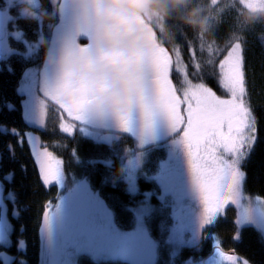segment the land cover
<instances>
[{"label":"trees","instance_id":"16d2710c","mask_svg":"<svg viewBox=\"0 0 264 264\" xmlns=\"http://www.w3.org/2000/svg\"><path fill=\"white\" fill-rule=\"evenodd\" d=\"M200 3L208 6L207 18L215 26L210 34L203 37L206 43L214 44L216 51L213 55L210 56L206 47L201 50L199 36L182 23L187 7L174 11L166 25L176 33V45L180 47L181 58L187 65L188 77L204 82L221 94L218 65L227 54L233 27L245 28L237 14L242 6L238 3L232 5V0H221L219 7L225 10L220 13L213 9L210 0H193L189 7ZM25 6L36 12L43 11L49 18L39 22L20 16L18 9ZM59 9L60 5L53 0H36L32 5L26 4L25 0H12L8 7V20L2 29L5 33L16 26L24 35L21 42L10 39L9 47L14 50L0 67V125L5 126L0 127V183L4 192L15 194L17 214L9 212L13 240L24 241L22 248L20 245L16 248L0 245V248L16 255L12 264H39L47 205L80 180H85L87 192L93 193L97 201L103 203L107 215L113 219V225L102 224L95 203L88 200L81 202L82 209L73 208L72 222L64 223L63 230L68 226L71 232L67 238L68 246L78 255L79 264H183L188 258L199 260L215 252L217 244L212 237L218 238L219 248L226 255L235 254L249 260L250 264H264V243L260 242L252 227L242 229L238 242L233 239L237 231L235 221L238 211L234 206H229L226 216L218 218L214 226L199 230L207 239L197 237L198 217L202 209L191 186L187 158L180 145H169L167 142L176 133L160 141H150L129 130L109 126L112 130L119 128L117 136L110 142L98 141L78 131L68 136L59 130L58 119H54L48 128L38 129V147L41 151L46 147L62 161V172L56 183L44 184L31 145L25 139L21 147L17 144L18 137L10 130L17 129L23 136L26 130L33 128L24 118L23 93L19 90V83L27 66L41 65L44 71L45 49L40 46V38L52 41L53 31L61 20ZM217 20L221 21L218 25ZM262 37L264 24H258L243 34L246 88L258 118L259 140L242 167L246 173L244 192L264 199ZM25 40L37 46L33 56L25 55ZM80 42L83 43V40ZM189 42L201 63L198 74L193 68ZM165 47L175 61L173 46ZM173 67L175 63L170 69V77L179 90L183 82ZM139 139L147 144L140 146ZM8 145L13 146L14 157L8 151ZM9 172L13 173L10 182L3 179ZM140 205L147 207L142 217L136 212V207ZM62 213L65 214L63 208ZM61 232L60 226V237ZM133 234H140L143 241L135 238V248H130L133 243L130 235ZM127 237L130 238L127 240ZM224 264L231 262L226 259Z\"/></svg>","mask_w":264,"mask_h":264},{"label":"snow or ice","instance_id":"6c2138e0","mask_svg":"<svg viewBox=\"0 0 264 264\" xmlns=\"http://www.w3.org/2000/svg\"><path fill=\"white\" fill-rule=\"evenodd\" d=\"M32 5L36 0H25ZM214 10L224 12L219 7L221 0H210ZM239 4L242 7L254 8L264 6V0H232V5ZM26 7V6H25ZM63 16V34L75 40L79 35L73 30L71 17L62 7L59 9ZM239 9L237 10L238 14ZM254 28L237 29L233 27L227 54L218 65V83L227 98L221 97L204 82L193 83L188 78L187 65L181 58V50L178 45L173 46L175 61H173L166 47H155L147 54L138 56L137 63L143 68L152 88V94L147 97H138L128 107L127 112L119 119V127L130 130L133 118L138 121L142 137L151 134L157 118H162L170 134L182 130V136L174 143L181 146L188 165L191 186L201 205V213L198 217L197 237H202L201 231L207 226H214L220 217L226 216L229 206H234L237 211L235 221L237 231L233 239L239 241L241 231L245 227H252L258 235L261 243H264V199L256 197L255 202L244 193L246 173L242 165L249 159L259 140L258 118L248 99L244 73V40L243 34ZM204 36L201 40V50L205 47L210 56L216 51L214 44L206 43ZM264 39V37H262ZM190 55L195 73L201 71V63L198 61L195 50L189 42ZM175 63L176 70L183 74V86L177 89L169 78L170 69ZM211 64L212 60L209 59ZM40 92L46 99L38 98L34 123L41 128L45 127V117L48 104L46 100L54 98L57 94L70 97V103L60 106L67 114L69 123L61 122L59 130L72 136L77 129V123L81 125L90 109L85 107L86 100L81 86L71 82L55 83L52 80L41 87ZM180 92V94H178ZM183 106V107H182ZM0 127H5L0 125ZM79 130H82L79 128ZM11 134L18 137L17 144L21 147L27 139L33 149V155L39 164L41 176L45 185H51L59 180L62 172V161L53 156L45 147L41 151L38 141L31 133L20 135L17 129H11ZM8 151L14 157V148L8 145ZM13 173L9 172L3 178L11 181ZM5 199L3 185L0 183V201ZM7 199H12L15 205V194L9 192ZM4 204L0 211H4ZM50 208L44 213V229L48 228ZM17 214L14 206L13 215ZM216 240L215 255L226 258L231 264H250V261L235 254L226 255L219 248V240ZM203 264V262H201Z\"/></svg>","mask_w":264,"mask_h":264},{"label":"clouds","instance_id":"9594fccd","mask_svg":"<svg viewBox=\"0 0 264 264\" xmlns=\"http://www.w3.org/2000/svg\"><path fill=\"white\" fill-rule=\"evenodd\" d=\"M192 3L193 0H60V7L71 17L73 30L79 35L75 40L66 36L52 41L40 38V46L45 49L43 66L50 70L55 83L81 86L87 109L119 122L134 100L152 94L136 58L155 47L176 45V33L166 25L174 11L188 8L182 23L196 36L214 30L207 18L208 6L200 3L189 7ZM20 11L39 22L49 18L45 12L29 7ZM238 16L245 28H254L264 24V6L242 7ZM137 17L143 22H137ZM220 22L217 20V25ZM50 100L58 107L71 102L64 94Z\"/></svg>","mask_w":264,"mask_h":264},{"label":"rangeland","instance_id":"374dc122","mask_svg":"<svg viewBox=\"0 0 264 264\" xmlns=\"http://www.w3.org/2000/svg\"><path fill=\"white\" fill-rule=\"evenodd\" d=\"M53 2H55V4L58 6L60 5V0H53ZM20 9L21 8L18 9V14L20 16H24L21 13ZM7 31L8 32L2 33L0 37V53L3 55L7 51L3 46L9 47L10 39L15 38L17 39L16 40L17 42H21V40L24 39V35L22 36L21 29H18V27L16 26H14L12 29ZM24 47H25L24 53L25 54L27 52L31 53L30 56H33L35 54V49H37L35 43H30L26 40L24 41ZM173 68L176 70V66ZM42 70L43 69L41 65L33 64L27 66L23 70V74L19 83V90L23 93L24 118L33 127L32 129L26 130V133H31L32 137L37 141L38 139H40V131L38 129H41L39 125H35L34 123L37 102L39 97H41L42 99H46L43 97V93L40 92L41 87L44 86L43 83L44 71ZM176 72L177 75L181 78V81L183 82V74L178 72L177 70ZM193 83H199V82L193 81ZM216 94L221 97L227 98L226 94L222 89H221V94L218 93ZM46 103L48 104V108L45 117V127L43 128H48V125L53 123L54 119H58V124H57L58 128L61 122L64 123L71 122L68 119L67 114L64 113L61 109H59L58 106L54 105L51 102V100H46ZM75 123H77V129L75 130V132L78 131L79 133L90 136L98 141L100 140V141L110 142L114 137L117 136V131L119 130V128H115V130H112L113 128L110 129L109 126H96L89 123L87 124L86 122H83L81 125H79L78 122ZM79 128L82 130H79ZM182 134H183L182 130L177 132L174 136L171 137V140L167 141L168 144L169 145L173 144L174 140H179ZM138 144L142 146L147 144V142L139 139ZM137 159L140 161V158ZM242 170L244 171L243 167ZM3 195L5 199L0 201V208H3L4 204H6L7 207L4 211H0V245L4 247L14 246L15 248L18 245H20V248H22L24 241L22 239L13 240L14 238L12 237L13 230H12L10 213L11 212L13 213L14 204L13 202H11L12 200L10 201L9 199H7L8 193L3 191ZM245 195L250 197L253 202H255L256 197L263 199L261 196H253L247 193H245ZM85 200L95 203V207H96L95 209H97L99 220L102 222V224H104L105 226L113 225V219L111 218V216L107 215L103 203L98 202L97 197H95L93 193L87 192L86 181L80 180L76 182L63 194L58 196L57 199H55L54 201H50L49 204L47 205L46 211L48 210L49 207H51L49 213L50 218H49L48 228L46 230L44 229V224H43V229H42L43 238L40 248L39 264H79L78 255L75 252H73L68 246L67 238L69 237L71 232L67 228L68 226H66L63 230V225L64 223L72 222L73 208L79 207L80 209H82L81 202ZM65 207H67L69 210L65 209ZM62 208L65 211V214L62 213L61 215ZM146 209H147L146 206L140 205L136 207V212L140 214V217H142L144 212H146L145 211ZM55 213L57 214V216L55 215ZM60 226L63 231L61 232V237H60ZM136 234L130 235L131 239L133 240L132 246L130 248H135V238H138L141 241H143V238L140 236V234L138 235ZM130 237H127V240ZM141 244L143 245V242H141ZM149 248L150 247H148V249ZM0 249H6V248L2 247ZM18 258H19V254H18ZM201 262H203V264H224L226 262V258H221L219 256H216L215 252H212L209 255L199 260L188 258L184 261L183 264H201Z\"/></svg>","mask_w":264,"mask_h":264},{"label":"water","instance_id":"95a60500","mask_svg":"<svg viewBox=\"0 0 264 264\" xmlns=\"http://www.w3.org/2000/svg\"><path fill=\"white\" fill-rule=\"evenodd\" d=\"M7 19V12L5 10H0V35L3 28V25ZM137 22H143L141 18L137 17L135 18ZM63 16L61 15L60 22L56 25L53 34H52V40H58L60 36L63 34ZM54 47V45H53ZM43 83L46 82L50 83L53 80V75L50 72L49 69L45 67L43 72ZM169 78L170 73H169ZM172 81V80H171ZM173 83V82H172ZM174 85V84H173ZM86 123L93 124L96 126H110V127H119L118 122L111 116L105 115L102 113H98L96 111H90L86 114ZM130 132H132L134 135L142 137L141 129L139 126L138 121L133 118L132 124L130 126ZM170 133L167 130V127L165 126L162 118H157L153 125V129L150 135L144 136L143 138L148 139L150 141H160L165 139L167 136H169ZM16 260V255L7 251V250H0V261L2 264H12Z\"/></svg>","mask_w":264,"mask_h":264},{"label":"flooded vegetation","instance_id":"af4514ba","mask_svg":"<svg viewBox=\"0 0 264 264\" xmlns=\"http://www.w3.org/2000/svg\"><path fill=\"white\" fill-rule=\"evenodd\" d=\"M11 1L12 0H0V10H5L6 12H7V19H6V21L8 20V15L10 14L9 13V10H8V7H9V5H10V3H11ZM6 21H5V23H6ZM5 23H4V25H5ZM3 25V26H4ZM3 29V28H2ZM1 35H2V31H1ZM1 35H0V37H1ZM7 51H6V53L3 55V54H1L0 53V67H2V65H3V61H6L7 60V58H8V56L12 53V51L14 50L13 48H11V47H5V46H3ZM26 56H30L31 55V53H26L25 54ZM5 63V62H4ZM9 209V208H8ZM10 210V209H9ZM10 212V211H9Z\"/></svg>","mask_w":264,"mask_h":264}]
</instances>
